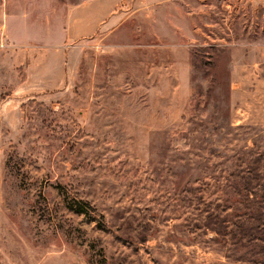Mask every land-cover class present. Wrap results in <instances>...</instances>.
<instances>
[{"label":"rangeland","instance_id":"1","mask_svg":"<svg viewBox=\"0 0 264 264\" xmlns=\"http://www.w3.org/2000/svg\"><path fill=\"white\" fill-rule=\"evenodd\" d=\"M261 18L0 0V264H264Z\"/></svg>","mask_w":264,"mask_h":264},{"label":"trees","instance_id":"2","mask_svg":"<svg viewBox=\"0 0 264 264\" xmlns=\"http://www.w3.org/2000/svg\"><path fill=\"white\" fill-rule=\"evenodd\" d=\"M256 195L258 198H261L260 199L261 201H264V192L263 191H261V195H259V196H258V194H256ZM75 211L79 212V213L84 212L83 208H76ZM257 214L259 216L256 218V221L254 222V223H258L256 227L244 226V224H241L238 226V228H240V231L244 237L247 235V237L249 239L261 240L263 242L264 241V205L261 206L260 210H257ZM257 214H255V215H257ZM222 221L221 222H215L217 224V226L214 229L217 230L219 233H222V234L229 233L230 226H228L224 220H222ZM224 222H225V224H224ZM253 231H256V234Z\"/></svg>","mask_w":264,"mask_h":264},{"label":"crops","instance_id":"3","mask_svg":"<svg viewBox=\"0 0 264 264\" xmlns=\"http://www.w3.org/2000/svg\"><path fill=\"white\" fill-rule=\"evenodd\" d=\"M259 1H263V0H259ZM259 11H260V9H259ZM259 14H261V16H263V13H259ZM259 16L260 15H258V14L256 15V17H258V19H259ZM255 26L258 27L261 30L263 29L264 26H263L262 18L258 22H255ZM258 44L259 45H263L264 43H263V41H260V42H258Z\"/></svg>","mask_w":264,"mask_h":264}]
</instances>
